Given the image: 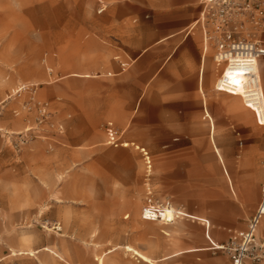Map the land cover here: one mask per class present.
<instances>
[{"label":"rangeland","instance_id":"rangeland-1","mask_svg":"<svg viewBox=\"0 0 264 264\" xmlns=\"http://www.w3.org/2000/svg\"><path fill=\"white\" fill-rule=\"evenodd\" d=\"M104 2L99 13L100 0H0V264H67L43 247L84 264L116 244L105 264H149L125 244L154 259L211 246L159 264H232L203 221L181 216L166 227L143 210L151 190L156 203L208 216L224 244L246 229L264 182V121L250 107L242 115L208 101L212 80L204 93L212 128L201 85L181 118L167 77L155 74L144 50L169 32L174 11L177 20L197 19L201 0ZM226 78L245 91V74L227 70ZM109 121L129 146L107 144ZM246 174L257 178L252 202ZM24 249L41 251L3 259Z\"/></svg>","mask_w":264,"mask_h":264},{"label":"crops","instance_id":"crops-1","mask_svg":"<svg viewBox=\"0 0 264 264\" xmlns=\"http://www.w3.org/2000/svg\"><path fill=\"white\" fill-rule=\"evenodd\" d=\"M203 10V9H202ZM202 10L200 12V15L202 13ZM176 11L173 12V14H169L167 17H170L171 24L170 27H168L170 30L169 32L164 35L163 37L157 39L151 46H149L147 49L144 50V52L148 53V58H154L156 61L154 69L155 74H164V76L167 77V81L170 84L169 92L170 96L172 97L170 101H172V105L175 110L180 109V117L183 118L186 114V108L188 107V100H189V93L197 91L199 93L200 91V85L202 87H205L204 90H202L201 98L203 102V112L207 111L205 114V118L208 119L209 129L212 128V123L214 122V117L212 116L211 112L208 109L207 103H205V92H208L210 82L212 80V96L213 98L208 94V101L214 103L218 108L220 106L216 103V99H219L224 104L229 107V109H234L236 112L242 115H249L250 108L247 106L246 102H248L245 98L246 91L242 89H231L230 93L224 92L226 96L223 97V99L220 97V95L215 96L214 90H213V83L215 80V62H213L208 58L209 56V48L205 50L204 48V39L201 36L200 33L203 32L201 29V32L197 31V26L200 24V22H197V19L191 20V14L187 13L182 15L180 20L175 19ZM190 22V23H189ZM189 23V24H188ZM169 25V24H168ZM185 30V34L183 33ZM193 32L192 35L190 33ZM201 42H202V49H201ZM144 53H141L140 57ZM164 59L163 61H161ZM199 69V70H198ZM198 71V72H197ZM153 72V71H152ZM151 72V74H152ZM197 75V81L190 80V76H196ZM249 75H246V77ZM252 76H256V78H259V84L262 88V91L264 93V58L261 59V61L258 63V69L254 72ZM250 78V77H248ZM22 85V84H21ZM204 85V86H203ZM203 89V88H202ZM206 90V91H205ZM240 91H243L244 94L242 95ZM240 95V96H237ZM244 96V97H243ZM225 105V106H226ZM256 117L261 120L258 115ZM204 118V116H203ZM120 121L123 120L121 116L118 117ZM262 121V120H261ZM28 129V128H27ZM128 142V141H127ZM130 145V144H128ZM252 144H249L250 146ZM115 147V146H114ZM248 148V150H250ZM246 153H248L246 151ZM261 173V172H260ZM247 179L245 181L244 188L246 190V196L249 200V202H252L254 197L256 196V189L254 186L255 180L257 179L256 176L248 175L246 174ZM264 183V182H263ZM263 185V184H262ZM262 187V186H261ZM261 196V195H260ZM261 199V197H260ZM260 199L258 201L257 207L259 205ZM165 206L170 205L172 208H174L176 211L183 212L186 216L189 218L198 219L200 221H203L206 226L204 229L205 235L208 239L210 238L209 242L213 245V248H217L220 245H224V243L217 241L214 239L210 234L211 229V220L206 215H200L196 213L189 212L188 210L183 209L182 207H175L171 202H163L160 203ZM144 207V206H143ZM256 207V209H257ZM244 209V208H243ZM184 217V218H185ZM179 218H183L181 216L176 217L175 223H177ZM146 224L149 223H158L150 220L144 219ZM206 221H208V225L206 224ZM174 223V224H175ZM162 224V223H159ZM174 224L166 225L162 224L166 227L172 226ZM264 224V221H263ZM263 224L261 227V236L264 237V228ZM55 228V227H54ZM48 230H51L49 227H47ZM166 234H169L167 230H164ZM232 236V235H231ZM230 236V238H231ZM230 240V239H229ZM228 240V241H229ZM227 241V242H228ZM226 242V243H227ZM215 245V246H214ZM121 245H114L110 247L109 249L101 252L100 254H94L93 256V262H87L84 264H98V262L101 264H105V257L108 253L114 252L118 248H120ZM124 249L127 252H133L136 255H138L140 258H142L144 261H146L149 264H159L160 262H164L178 254L184 253V252H194V251H204L210 249L211 246H197V247H190L186 249H180L173 251L171 253L165 254L159 259H154L141 250L137 249L135 246L131 244H125ZM88 248V247H87ZM13 248L9 249L12 250ZM89 249V248H88ZM40 250H32V249H24L19 251L11 252L8 256H17V255H29L34 256L35 254L39 253ZM42 251L49 252L50 254L55 255L56 257L60 258L62 261L66 262L67 264H75L71 261L70 258H67L70 262L65 261L63 259L64 255L58 253L57 251L49 248V247H43ZM82 264V263H79ZM246 264H251L249 261L246 262Z\"/></svg>","mask_w":264,"mask_h":264},{"label":"built area","instance_id":"built-area-1","mask_svg":"<svg viewBox=\"0 0 264 264\" xmlns=\"http://www.w3.org/2000/svg\"><path fill=\"white\" fill-rule=\"evenodd\" d=\"M201 3L203 10L197 22L202 27L205 50L213 48L215 63L217 66L222 65L225 71L242 69L246 74H253L255 65L264 58V0H201ZM106 8L104 0H100L99 13ZM217 83L219 91H226L233 86L224 74ZM253 96L249 97L252 102L246 104L257 112L261 100ZM105 132L107 144L115 147L129 146L130 143L122 139L112 121L106 123ZM148 165L150 169V163ZM147 194L149 202L144 207V217H159L164 211L163 204L156 203L151 190ZM176 215L186 216L181 211H176ZM263 218L264 183L259 205L249 218L246 229L234 231L230 240L223 245L222 249L228 251L232 264H244L246 259L253 262L264 259V239L259 235ZM206 224L208 225V221ZM208 239L210 240L209 237Z\"/></svg>","mask_w":264,"mask_h":264},{"label":"bare ground","instance_id":"bare-ground-1","mask_svg":"<svg viewBox=\"0 0 264 264\" xmlns=\"http://www.w3.org/2000/svg\"><path fill=\"white\" fill-rule=\"evenodd\" d=\"M214 60V59H213ZM261 61V59L258 61V63ZM215 62V61H214ZM256 66L255 65V68H254V72L256 71ZM229 71H232V69H227ZM226 70V71H227ZM224 69V67L222 65H219L217 66V64L215 63V80H214V87H215V90L217 92H220L217 88H216V85L218 84L217 82L221 79V76L222 74H224L225 78H226V71ZM237 72H240V73H243L245 75H249L247 77H251V75H253L252 73H249V74H246L244 70L240 69V70H236ZM227 79V78H226ZM23 85V84H22ZM22 85L19 86V90L22 89L20 88ZM24 86H26L24 84ZM243 86H244V89L246 91V95H245V98L248 102H252L249 100V97L250 95H252V97H254L253 95H255V98H259L260 101V105L257 107V112L256 114L258 115V117L264 121V93L262 91V88L260 87V84H259V78H255V77H252V78H247L246 81H244L243 83ZM28 87V85H27ZM26 88V87H25ZM226 91H231L230 87L228 88V90ZM240 93L243 95L244 92L243 91H240ZM244 97V96H243ZM255 110V109H254ZM260 120V121H261ZM164 206V211L162 212V214L157 218L154 217V219H156L157 221L159 222H162V223H174L176 221V214H175V211L170 209L169 207ZM144 216V214H143ZM156 216V215H154ZM146 218V217H145ZM263 221H264V218L262 219L261 221V224H260V227H259V235L261 236V227H262V224H263ZM223 248V245H220L218 246L216 249H222ZM5 259V257L3 258Z\"/></svg>","mask_w":264,"mask_h":264}]
</instances>
